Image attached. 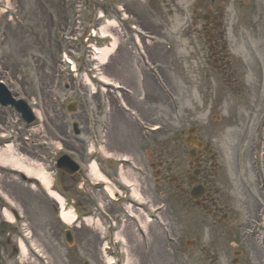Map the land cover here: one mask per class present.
<instances>
[{
	"label": "rangeland",
	"instance_id": "rangeland-1",
	"mask_svg": "<svg viewBox=\"0 0 264 264\" xmlns=\"http://www.w3.org/2000/svg\"><path fill=\"white\" fill-rule=\"evenodd\" d=\"M196 5H201L199 10ZM209 6L216 9L212 12L213 16L217 13L225 14L222 20L228 30L229 59L234 76L231 86H228L229 83L225 80L229 78L228 75L218 71L215 73L203 61L207 53L206 35H203L202 31L201 35L197 32L205 23L204 16L209 15ZM117 11L122 14L124 21L152 32L155 35L152 41L162 45L151 44L146 50L152 58L151 65H161L160 73L166 80L167 89H158L154 78L148 73L151 80L143 75L130 30L119 29L120 48L104 62L98 58L97 52L102 46L99 42L102 27L107 21H119ZM195 22L199 26L198 29H195ZM106 31L115 34L116 28L110 26ZM93 32L96 34L94 38ZM197 57L200 62H197ZM91 63L95 68L93 75H102L136 91L137 97L128 99V103L131 107H136L146 122L151 123L146 124V127L163 126L165 132L156 137L168 140L166 146L169 165L175 169L174 171L172 168L170 177H178L179 171L189 168V149L182 148L174 139L181 130L189 127H200L199 137L204 143L211 142L213 138V149L221 154L218 161L223 167V175L226 169L228 173L230 161L236 152L241 156L249 154L250 159L252 151L258 152L259 149L254 148L253 144L255 142L257 145L259 142L254 136L256 128H260L258 119L262 113L261 108L264 107V0H217L215 5H212L211 0H0V81L4 82L18 99L25 100L37 115L36 123L29 127L14 110L0 107V145L13 141L25 156V160H19V156L13 153L15 149L8 150L14 160L24 163L34 172L45 168L51 179L52 157L55 152V144L52 142L57 140L63 144L71 143L66 135L64 119L61 117L65 116L71 130L70 136L77 146H80L82 140L87 141L86 136L90 140L92 131L96 150L103 147L104 150L140 162L146 168L148 176H134V184L130 189H137L140 199L159 200L161 188H158L154 181L146 155V151L153 148L148 141L156 137L145 138L143 135L148 133L141 132L135 124L132 117L135 118L136 115H130L132 110L126 111L131 117L124 116L115 106V98L110 97L117 94L110 95L102 89L101 98L108 103L104 109L106 113L113 111L109 124L111 129L107 134L109 143H104L107 138L103 123L96 121L100 106L98 102L101 99L98 96L97 99L93 94L98 87L89 85L84 79L85 65L88 71ZM125 65H130V69ZM88 74L93 81L89 71ZM210 82L214 86L213 91L208 89ZM70 102L78 103L76 114L67 113L66 107ZM109 102L114 105L112 109ZM87 105L90 106L89 121L85 117ZM215 117L220 120L214 119ZM74 121L79 123L84 137L76 138L73 135L71 124ZM98 126L102 128L98 129ZM94 128L97 130L93 131ZM95 135L98 137L95 138ZM88 147L91 148L90 143ZM74 159L77 160L75 155ZM10 166L17 168L11 164ZM104 168L111 175L121 171V167L105 164ZM131 169L138 171L136 168ZM84 173L86 172H82V175ZM243 180L248 184L257 183L250 160L246 165V172L234 180L235 199L232 203L235 215L239 216L240 226L247 228L250 224L256 226L259 222L255 220L248 224L249 219H256L259 205L254 198L249 197L247 190V200L240 201V197L245 196L241 195ZM91 181L96 182L99 179L91 177L88 183L91 184ZM222 181L223 184H228L227 174ZM77 182L74 187L70 186V190L76 193L74 196L79 203L78 192L86 190V185L82 186V180ZM71 183L66 178L64 190H67L66 185ZM166 183L172 191L169 192V197L174 198L176 186L170 185V181ZM113 184L121 186V181L119 182L118 178ZM0 185L6 199L19 209L22 215L19 226L24 232L31 234L30 240L34 245L32 249L41 258H35L29 251V255L20 256L18 264H107L102 252V231L96 229V221L88 228L83 224L68 228L56 217L54 202L43 188H30L20 179L8 175L0 177ZM101 194L111 201L107 192ZM92 206V203H89L88 207ZM170 206L169 214L172 213L175 217L171 225H188L187 233L181 234V247L186 249L183 250L184 255L179 247L171 244V238L168 242L169 248H159L163 237L160 229L154 225L161 237L152 239L151 245L154 249L151 255L142 253L140 259L135 261L142 264H232L235 258L234 244H237L238 249L245 254L241 263L257 264L260 237L247 243L241 242V227L238 229L240 235L233 232L230 237H221L223 231L217 221L213 223L211 218H205L200 213V243L190 248L187 242L194 239L190 231L195 222L190 218L184 221L181 215L183 210L178 209V212L176 205ZM124 209H127V205H124ZM121 217L125 220V223H122L125 228L118 224L116 230L122 229L125 236L128 231L127 233L136 239L132 238L140 242L129 219L125 215ZM101 221L105 228L110 223L112 225V222L104 223L103 219ZM227 224L230 226L228 222ZM67 229H70L75 237V245L72 248L64 240ZM123 231L120 234L123 235ZM15 234V229L8 231L6 238L15 239ZM174 235L172 238H175L176 242L178 238L175 228ZM114 240L117 241L118 248L115 250L119 252L122 264H125L130 259V248L123 245L120 235L115 234ZM9 255L10 253L7 257ZM215 256L219 257L218 261H215Z\"/></svg>",
	"mask_w": 264,
	"mask_h": 264
},
{
	"label": "flooded vegetation",
	"instance_id": "flooded-vegetation-1",
	"mask_svg": "<svg viewBox=\"0 0 264 264\" xmlns=\"http://www.w3.org/2000/svg\"><path fill=\"white\" fill-rule=\"evenodd\" d=\"M215 1L216 0H212L213 3H215ZM199 8H200V5H199ZM209 11L212 12L213 8L209 7ZM217 23H219L217 20L212 21L210 19L209 22H207V24H205V26L202 27V32L208 36L207 43H206L207 53H205V58L203 59V61L206 62L205 65L207 67H211L215 73L218 71L219 73L222 72L224 74H229L232 71V64L229 61H227L228 60V55H227L228 31H227V28H223L222 25L218 26ZM124 28H129V27L127 24H124ZM149 33H151L152 35V32H149ZM197 34L201 35V29L199 32H197ZM141 42L146 43V39H142ZM144 58L147 60V62L152 63V58L150 54L148 53V51H147V54H145ZM196 60L197 62H200L199 57H197ZM137 61L140 64L141 69L144 72L143 75L147 76L149 80H151L150 77L147 75L146 70L144 69V65L142 64L144 60L137 59ZM155 66H158L157 72L161 75V78L163 79L162 83H158V81L156 80L155 82L156 87L158 89L160 88L164 90V88H167L168 86H167L164 76L160 73L161 65L156 63ZM125 67H128L130 69V65L129 66L125 65ZM230 76L231 78H233L232 72ZM231 78L228 80L229 85H231L233 82ZM212 89H213L212 82H210L209 91H212ZM213 94L214 93H212V95ZM132 107L135 109L139 118L144 123L148 125L151 124V123L146 122V120L139 114L136 107L134 106ZM89 108L90 107H88V109ZM112 112L113 111H111V113H106L104 106L100 103L99 109L97 111L98 117L106 119V125L108 129H111L109 124H110V116ZM87 114L88 112L85 113L86 116ZM212 141H213V138H212ZM66 147L69 150L75 149L71 145H68ZM164 153H165V150L163 147V143H160V145H157L151 151L146 152L147 159L149 160L150 166L151 168H153L155 176H156L155 178L156 185L158 188L159 187L161 188V191H159L161 198L159 200H156L160 202H156L152 199H146L145 202H150L149 206L152 208V211L154 212L153 215L156 220L159 219V222L152 224L154 227L153 229L154 235H150L149 231L147 232L148 235L143 230L137 231L138 227L139 226L141 227V221L145 222L146 213L144 210L134 207L133 209L134 216L138 218V224L136 223V221H131L132 222L131 225L134 228V230L139 232L138 236L140 238L139 239L140 242L135 240L136 238L132 236V234H130L131 235L130 237H126V244L130 248V260L132 261L131 264H142L141 262H138L137 260L135 261V259H140V255L142 253L146 255L148 254L151 255L154 249L153 245H151L152 239H155V237L160 236L159 233L157 232V229H155L154 225H156L157 228L160 229L159 231L162 233V237H163L158 247L163 248V249L164 247L169 248L168 242H169V238H171V244L172 245L175 244L174 247H179L181 250L180 252L182 253V255H184L183 250L186 251V249H184V246L181 247L182 245L181 234L187 233L188 225L186 223L185 224L176 223V226H174V224L173 226L171 225V223H173L175 219L172 213L169 214V210L171 209L170 205L172 204L176 205L177 210L178 209L181 211L183 210L182 211L183 213L181 215L184 218V221L190 218L193 222H195L194 225H192V230L190 231V235L194 239L187 242V246L190 248L193 246L195 247L200 243V238L202 235L201 226L199 224V217H201L200 213H202L205 216V218H211L213 220V223L217 221V224L219 225L220 229H222L223 231L221 234V237H223L224 235L230 237L233 234V232L236 235L238 234L240 235V233L238 232V229H240L241 227L239 223V216L235 215V211L232 207V203L234 202V199H235V196L233 194V188H234L233 183L236 178L239 179L244 174V172H246V165L248 164L249 160L250 161L252 160V155L250 159L249 154L241 156L238 152H236L235 157L231 159L230 161V169L228 173H226L227 172V169H226V172L223 175L221 171L223 170L222 169L223 167L219 164V161H218V159L221 157V154L217 153L215 155L212 153L211 156H206L204 155L202 151H198L196 159H195V163L199 165V170H196L197 168H195L193 170H187V172H181L179 175V178L176 179V183H177L176 190L180 196L177 198H170L169 188L166 182L170 179L169 173L171 170L169 168L167 169L166 167H164L165 165V161L163 160ZM247 153H248V150H247ZM212 155L213 156L215 155V156L213 157ZM209 157H212L213 159L211 158V161H208L207 158ZM235 159H236V162H235ZM192 165L193 163H191V167ZM252 167H253V171L257 179V183L255 184L254 182H251L248 184L243 180V185L241 188L243 190L241 192V195L245 194V196L244 197L241 196L240 201H246L247 196L250 195L249 197H251L252 199L254 198L257 201L259 205V209L256 215V219L251 218L249 219L248 222L258 219L259 213L264 204V177H263V182L260 183L259 176L255 170V165H252ZM261 170L264 174V157H263V165L261 167ZM195 171H198L197 175L196 174L194 175ZM226 174L228 176L227 185L223 184V181H222L223 177L224 178L226 177ZM140 176H142L143 178V177H146L147 175L140 174ZM186 178H187V181L189 180L188 182H186ZM191 179L196 181L195 186H200L202 188H205L207 191L200 200H194L190 197V192L195 187L194 185L190 183ZM246 190H247L248 195H246ZM98 192H99V186L93 187V188L88 186V193L86 191H83V194H84L83 202L85 201L83 205L84 212L85 210L88 209L87 206L89 203H93L94 205L97 204V202H95V199L97 198ZM170 202H172V204H170ZM6 207H7L6 203L4 202L0 203V215L3 209ZM104 208L108 212L109 216H113L115 214L113 211V208L110 207L109 205H104ZM184 212L186 214H184ZM195 212H197V214H199L200 216L196 215ZM194 217H198V218L194 219ZM227 222L230 223V226H228ZM174 228L176 229V234L178 238V240L176 239L177 240L176 242H175V238H172V236L175 237ZM241 229H242L241 231L242 236H244L246 230L244 229V227H241ZM8 231H13V229H9V227L5 224L3 219L0 218V264H9L8 262L9 258L7 257V255L9 253L10 247L12 248L14 255L17 253V249L14 246H12V237L6 238ZM110 233L113 234L114 232L111 230ZM14 237H16V234L14 235ZM132 237H134L135 239ZM235 246L237 248L239 247L237 244ZM237 253H239V255L237 258L233 260V263L242 264L241 259L245 256L244 251L237 250ZM218 258L219 257H216L215 261H218ZM257 264H264V244L259 246Z\"/></svg>",
	"mask_w": 264,
	"mask_h": 264
},
{
	"label": "bare ground",
	"instance_id": "bare-ground-1",
	"mask_svg": "<svg viewBox=\"0 0 264 264\" xmlns=\"http://www.w3.org/2000/svg\"><path fill=\"white\" fill-rule=\"evenodd\" d=\"M109 26H112V24H109ZM102 36H105L106 35V27L102 28V33H101ZM113 50H114V44L110 47V48H106V49H101L99 51V59L101 62H104L108 56H110L112 53H113ZM15 158L10 155V152L9 151H3V152H0V162H4L6 164H11L12 166H15L17 168H20L22 171L26 172L29 174V176H32V175H35L36 177H38L39 179H41L42 181V184L45 185L46 188L49 187V184H50V180H49V177L46 176L45 174L42 175L39 171L36 170V172L30 170L28 167L25 166V164H22V163H19L17 162L16 160H14ZM91 174L96 178V179H99V180H104L99 174L98 172L96 171L95 169V166L92 165L91 166ZM135 176V178H137V175H134L132 173H129V178H123V183L126 184V185H129L132 181L134 182V179L133 177ZM132 178V179H130ZM111 195H113V191L110 190L109 191ZM51 196L58 202H60V204L62 205L63 201L62 199H60L59 197H57L54 193L50 192ZM135 197H138L137 195V192H134L133 194ZM61 219L64 223L66 224H71L72 221H73V215H72V212L70 211H64L62 214H61ZM8 218L9 220H13L12 217L8 214ZM141 229L146 232V234L148 235V231L150 233V235H154L153 233V225L151 223H145L143 221H141ZM128 231H126V234L127 236H125V233L123 231V235L124 238L126 237H130L131 235H129V233H127ZM22 252H23V255L26 256V250L25 249H22ZM132 261H129L128 263L126 264H131Z\"/></svg>",
	"mask_w": 264,
	"mask_h": 264
},
{
	"label": "water",
	"instance_id": "water-1",
	"mask_svg": "<svg viewBox=\"0 0 264 264\" xmlns=\"http://www.w3.org/2000/svg\"><path fill=\"white\" fill-rule=\"evenodd\" d=\"M0 103H2L3 105H8V104L14 105L17 108V110L23 114L24 119L28 123H31L34 121L32 113H31L30 109L27 107V105L23 102L14 101L12 96L6 91V89L2 85H0ZM187 143H190L191 145H194L197 147L201 146V144L197 143L196 140L195 141L187 140ZM72 167H73V171L78 170V168L74 164ZM65 240L68 243V245L73 246L74 239H73V236L70 233V231L66 232Z\"/></svg>",
	"mask_w": 264,
	"mask_h": 264
}]
</instances>
